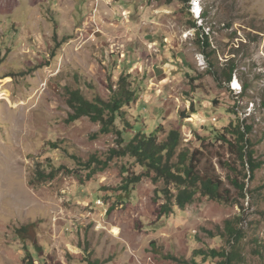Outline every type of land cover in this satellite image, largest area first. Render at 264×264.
<instances>
[{
	"label": "rangeland",
	"instance_id": "rangeland-1",
	"mask_svg": "<svg viewBox=\"0 0 264 264\" xmlns=\"http://www.w3.org/2000/svg\"><path fill=\"white\" fill-rule=\"evenodd\" d=\"M198 32L217 67L237 64L231 83L207 73ZM123 74L139 90L128 113L135 132L180 128L231 202L199 192L159 219L164 183L153 173L125 193L126 178L145 169L109 159L117 136L99 134L98 122L69 121L65 89L109 99ZM191 103L197 112L185 118ZM238 117L253 126L255 176L212 131ZM38 163L66 169L36 185ZM232 220L244 264H264V0H0V264H27L28 253L35 264H220L196 252L231 250Z\"/></svg>",
	"mask_w": 264,
	"mask_h": 264
},
{
	"label": "trees",
	"instance_id": "trees-1",
	"mask_svg": "<svg viewBox=\"0 0 264 264\" xmlns=\"http://www.w3.org/2000/svg\"><path fill=\"white\" fill-rule=\"evenodd\" d=\"M171 1V0H170ZM189 1V0H187ZM206 14V12H205ZM204 15V14H203ZM194 26L197 27L196 23ZM198 40L201 51L206 55L208 60L207 73L212 74L217 81L220 77L226 78L231 83L237 70L235 61L229 63L224 70L212 61L213 56H217V50L212 48L210 37L207 33L198 32ZM130 74H123L119 80L111 85V94L109 99L95 96L89 99L80 88H65L67 93V104L71 112L69 121H76L82 117H89L92 121L100 124L99 134L113 133L117 136L118 148L110 150L109 159L115 157H131L136 163L145 169V173L137 174L126 178V183L122 186L126 194L132 193L135 185L141 181L144 175L154 174L152 177L156 182L162 181L164 186L158 190L159 197L164 198V202L159 204L157 209L158 218L169 216L175 208L181 210L195 200L196 195L200 192L202 195L209 196L219 201L231 202L232 196L228 189L224 188V182L216 174L215 168L201 173V164L205 152L201 149L190 150L183 145V132L180 128H171L165 135L162 125L157 128L156 133L135 132V125L128 117L129 110L135 105L139 90L130 81ZM247 88L245 84L243 86ZM197 110L194 103L188 110L182 112L186 118L196 114ZM205 126V125H204ZM203 127V126H202ZM215 139L222 140L226 143L244 167L248 165L250 173L255 176L256 170L260 167L255 158V151L252 148V141L248 135L253 131V126L243 123L240 118L231 120L225 128L226 132L213 129ZM228 135L231 136L229 138ZM93 161L101 163V159L93 158ZM92 161V162H93ZM107 165V162H102ZM229 165V162H222ZM47 165L49 170H47ZM43 165L38 163L35 170L33 183L41 185L57 177L66 168L64 166H55L53 164ZM91 163H85L84 169H90ZM214 167V166H213ZM232 183L244 194L245 183H240L238 178H233ZM174 186V189L171 186ZM226 238L228 237L231 250L209 251L199 250L197 254L220 257V264H244L245 257L242 254L240 243L243 238L242 232L237 228L236 221H228L225 227ZM262 254L263 250L257 252ZM27 264H35L33 256L27 254ZM172 259H176L171 257ZM89 264H101L99 260L88 258ZM194 264H198L196 261Z\"/></svg>",
	"mask_w": 264,
	"mask_h": 264
},
{
	"label": "crops",
	"instance_id": "crops-1",
	"mask_svg": "<svg viewBox=\"0 0 264 264\" xmlns=\"http://www.w3.org/2000/svg\"><path fill=\"white\" fill-rule=\"evenodd\" d=\"M180 61H183V59L181 58V60H180ZM157 71H158V72H160V71H161L159 67L157 68Z\"/></svg>",
	"mask_w": 264,
	"mask_h": 264
}]
</instances>
